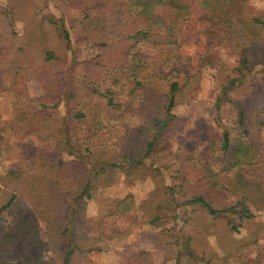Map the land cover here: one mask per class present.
Segmentation results:
<instances>
[{
	"label": "trees",
	"instance_id": "obj_1",
	"mask_svg": "<svg viewBox=\"0 0 264 264\" xmlns=\"http://www.w3.org/2000/svg\"><path fill=\"white\" fill-rule=\"evenodd\" d=\"M55 2L76 12L74 19L82 26L76 45L95 51L82 59L74 55L67 87L59 91L50 85L33 99L24 96L27 81L44 78L47 71L41 68L59 60L48 35L61 39L72 51L69 31L62 17L0 6V71L6 68L11 75L10 129L32 136L54 153L53 158L36 157L0 173V264H19L10 249L22 235L35 249L37 260L50 251L59 255L58 264L86 260L82 241L105 252L111 243L123 240L129 230L121 231L118 224L134 207L132 194L111 199L96 221L87 216L97 191L113 185L120 175L130 182H155L141 208L148 213L146 223L159 229L153 246L162 252L155 262L150 251L127 249L122 264L216 263L214 251H206V237L213 228L223 223L228 233H239L246 222L264 214V181L257 169L259 164L264 167L260 137L264 106L254 116L246 107L249 99L264 97L250 79L256 67H264V0L257 13L251 12L252 0ZM195 6L205 25L204 53L188 71L175 74L168 92L162 93L151 85L164 79L156 66L167 71L180 61L183 28ZM18 14L33 44L15 31L13 20ZM250 23L263 33L249 31ZM218 46L236 58L238 76L222 86L213 101L214 122L221 131L191 130L186 136L190 147L183 150V159L176 157L187 174L174 178L152 159L179 129L176 110L194 101L202 70L223 66ZM137 48L149 53L156 64L138 57ZM115 94L122 97L120 102ZM3 140L0 137V153ZM200 144L207 145L208 160L196 155ZM66 180L74 186L62 188ZM220 195L231 201L221 200ZM6 215L17 218L11 231L1 226ZM37 221L46 230V241L38 239ZM256 242L251 234L248 244ZM234 244H223L228 248L224 251L236 249Z\"/></svg>",
	"mask_w": 264,
	"mask_h": 264
},
{
	"label": "rangeland",
	"instance_id": "obj_2",
	"mask_svg": "<svg viewBox=\"0 0 264 264\" xmlns=\"http://www.w3.org/2000/svg\"><path fill=\"white\" fill-rule=\"evenodd\" d=\"M0 6H6L10 9L15 7L29 8L32 13L41 15H53L56 19L63 18L64 24L69 31L71 39V50H67L61 39L49 36L50 49H52L58 57L57 63L49 64V66L42 67L46 70L44 78H33L26 83L24 96L29 99L39 98L42 96L44 89L50 85L61 90L62 87H67L70 81V66L76 59L91 57L94 55V48L85 46H78L79 38L82 33V26L76 20V12L68 9L63 4H57L55 0H0ZM251 12L257 13L262 9L261 0H252L250 3ZM19 15V14H18ZM21 14L13 20L14 29L17 34L25 41L33 44L32 39L27 31L24 30V23L20 19ZM22 17V16H21ZM72 19V20H70ZM205 28L204 23L200 18V11L198 6H195L191 19L185 24L183 28V35L185 43L182 46L180 53V61L174 63L170 70H163L160 66H156L163 80H154L151 85L161 91L168 92V87L172 83L173 77L178 72H185L193 65H196L199 58L204 53L206 42L204 41L201 31ZM249 31L254 34L261 35L263 32L261 28L250 23L247 27ZM217 48V54L222 58L223 66L218 70L203 69L202 78L199 83L198 90L195 94L194 101L189 105L177 108L176 114L181 120V125L171 139H169L163 146L164 150L152 159V163L157 166H165L166 173L171 174L174 178H182L187 174V167H183L180 157L190 147V141L186 136L197 127L207 128L212 127L215 133H220L221 128L214 122V108L213 101L217 92L222 86L226 85L231 78L236 76L235 60L236 58L220 46ZM135 54L144 62L155 65L152 56L137 48ZM56 74H62V78L58 79ZM46 77V78H45ZM254 85L257 86L264 93V67H256L253 71L252 77ZM11 75L6 68H1L0 71V137H3L4 150L0 153V173L15 169L36 157L53 158V150L51 147H41L32 136L22 135L10 129V112H11V93L8 91L10 86ZM114 99L120 102L122 97L115 94ZM264 106V97L251 98L246 102V107L251 116ZM62 111V110H61ZM261 141L264 144V129L261 132ZM182 149V150H181ZM195 153L198 157L208 160L210 158L209 149L207 145H197ZM183 159V158H181ZM263 164L257 165L258 173L264 181V167ZM161 179V177L159 176ZM62 188H71L74 186L69 180L63 181ZM255 183V180H252ZM155 182L147 179L144 181L130 182L123 176H118L113 185L106 189L97 191L95 198L89 202L87 207V216L89 220L96 221L98 214L102 208H106L109 201L113 198L123 197L126 194H132L134 198V207L127 215L119 222L118 226L121 231L129 230L128 235L120 242L111 243L109 248L105 251H99L97 248H90V243L87 241L81 242V247L85 248L86 260L80 259L76 264H122L123 255L127 249L132 251L144 249L150 251L155 262L162 258V252L157 251L153 246V241L157 239L158 227L150 226L146 223L148 213L141 208L144 202L154 188ZM0 186V191H2ZM1 195V193H0ZM219 198L231 201L230 198L220 195ZM193 216V213L190 214ZM195 221V219H193ZM203 220V219H201ZM17 218L14 215H6L1 224L4 231H11ZM38 239L46 241L48 235L43 224L36 222ZM213 234H210L207 239L206 251L213 250L218 257V261L214 264H264V214H258L255 219L246 222L240 229L239 233H228L224 228L223 223L213 228ZM227 234V235H226ZM251 234H255L257 238L256 244H248V238ZM223 238L219 241V238ZM235 243L236 249L230 250L226 253L224 249H228L223 244ZM232 245V247L234 246ZM223 247V248H222ZM205 249V248H204ZM12 258L17 259L19 264H58L59 255L46 251L42 259H36V251L29 244L27 238L22 235L20 240L14 244L10 249ZM199 254V253H198Z\"/></svg>",
	"mask_w": 264,
	"mask_h": 264
}]
</instances>
